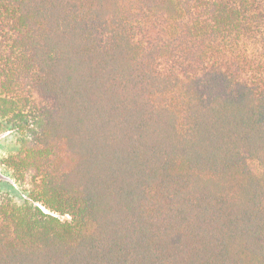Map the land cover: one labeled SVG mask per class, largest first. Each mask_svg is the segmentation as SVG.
I'll return each mask as SVG.
<instances>
[{"label": "trees", "instance_id": "obj_1", "mask_svg": "<svg viewBox=\"0 0 264 264\" xmlns=\"http://www.w3.org/2000/svg\"><path fill=\"white\" fill-rule=\"evenodd\" d=\"M0 122V264H264V0H0Z\"/></svg>", "mask_w": 264, "mask_h": 264}, {"label": "rangeland", "instance_id": "obj_2", "mask_svg": "<svg viewBox=\"0 0 264 264\" xmlns=\"http://www.w3.org/2000/svg\"><path fill=\"white\" fill-rule=\"evenodd\" d=\"M16 149V137L14 133L0 122V192H8L17 202H22V193L14 183L10 172L1 164L2 158ZM62 219L70 220V217L65 216Z\"/></svg>", "mask_w": 264, "mask_h": 264}]
</instances>
